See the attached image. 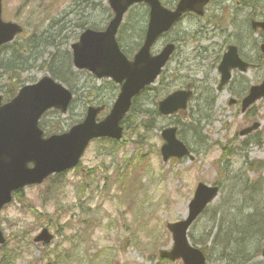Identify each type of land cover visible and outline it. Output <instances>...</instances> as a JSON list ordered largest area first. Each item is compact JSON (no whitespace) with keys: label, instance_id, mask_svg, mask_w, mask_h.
Here are the masks:
<instances>
[{"label":"rangeland","instance_id":"1","mask_svg":"<svg viewBox=\"0 0 264 264\" xmlns=\"http://www.w3.org/2000/svg\"><path fill=\"white\" fill-rule=\"evenodd\" d=\"M170 1L164 3L173 7ZM237 2L214 0L204 19L187 15L154 44V53L173 41H177L178 50L161 78L139 98L133 117H129L133 122L125 125L123 142L93 141L78 168L26 187L20 198L3 209L0 221L7 244L0 246V264H182L161 262L158 254L162 248H171L167 224L188 215L190 200L200 182L221 187L189 232L192 244L206 251L207 264H264L260 255L264 206L258 199L264 198V165L260 167L264 164V101L249 115H243L238 104H230L233 98L239 100L241 87L264 78L261 55L253 45L260 38L254 34L248 39L250 31L243 23L251 13L264 19V0L248 1L256 2L258 10L247 6L236 9ZM224 6L229 7L227 14L223 13ZM108 9L107 0L4 2L3 19L24 26L17 43H28L32 34L46 33L34 37L27 50L21 44H9L0 50V63L12 69L0 65V94L6 98L9 88L33 83L45 74H56L66 81L67 77L59 73L71 70L75 76L70 75L69 83L58 80L76 97L66 114L50 111L42 118L41 127L48 135L68 131L70 124L83 119L87 104L101 102L111 107L117 97V86L110 90L112 84L108 81L68 69L67 63L81 27L105 28L112 18ZM144 10L146 6L140 4L129 11L119 36L130 58L142 41L141 28H146ZM228 14H237L234 26L232 18L225 20L222 16ZM212 20L225 26L215 23V30L210 25L204 29ZM238 35L241 41L236 39ZM43 38L55 44L46 47L48 42ZM230 43L239 46L253 68L243 75L235 72L230 85L218 92L217 66ZM190 80L196 81V94L187 118L158 114L156 101ZM209 106L213 107L211 111ZM251 120H259L262 127L246 140L238 133ZM171 125L179 127L178 136L189 147L191 156L165 162L160 153L161 132ZM130 171H138L131 192L124 179ZM237 186L244 194L240 209L235 207ZM251 211L254 215L250 222L255 226L253 230L259 229L257 233L245 232ZM43 227L55 236L48 247L33 241ZM239 243L242 249L237 253Z\"/></svg>","mask_w":264,"mask_h":264},{"label":"water","instance_id":"2","mask_svg":"<svg viewBox=\"0 0 264 264\" xmlns=\"http://www.w3.org/2000/svg\"><path fill=\"white\" fill-rule=\"evenodd\" d=\"M208 1L181 0L177 9L172 12L161 5L159 0H109L115 15L107 31L87 30L80 42L73 46L75 66L90 70L98 78L111 77L122 84L120 96L111 113L100 123H97L96 116L104 107H90L84 122L73 126L66 134L44 139L43 131L39 128L41 116L50 108L66 112L73 97L67 88L49 76L33 85L24 86L10 103L2 105L0 100V209L12 200L11 195L15 189L41 182L51 173L76 166L92 138L108 136L121 139L123 128L120 127V122L131 106V99L144 86L154 82L175 49L173 45H168L161 55L152 57L150 52L154 41L163 31L170 29L185 11L203 14ZM140 2L149 4L151 18L145 44L130 61L119 49L116 34L125 12L132 4ZM257 27L263 29L264 22H255L254 28ZM21 31L20 25L2 20L0 0V46L13 40ZM233 67L247 69L246 64L237 56L236 48L230 46L220 65L223 73L221 86L229 80ZM190 94V91H177L160 102V112L167 115L184 109ZM260 97H264V84L253 88L245 98L244 109ZM163 136L166 141L162 147L165 161L171 156L180 158L189 154L187 147L178 141L175 129L168 128ZM29 162L35 164V167L30 168ZM218 191L217 187L211 188L205 184L198 186L189 206V217L169 224V230L174 236V248L172 251L162 250L161 258L172 261L182 258L184 264H206L202 251L189 245L186 234L192 222L215 198ZM41 239L49 242L51 236L48 230L44 229L36 240ZM4 241L0 231V243Z\"/></svg>","mask_w":264,"mask_h":264},{"label":"bare ground","instance_id":"3","mask_svg":"<svg viewBox=\"0 0 264 264\" xmlns=\"http://www.w3.org/2000/svg\"><path fill=\"white\" fill-rule=\"evenodd\" d=\"M239 185H240V183H239ZM240 189H239V187L237 186V188H236V191H235V194H236V192L237 191H239ZM242 197H243V195H242V193L239 191V193L237 194V195H235V200H236V203L238 202V206L237 207H242ZM263 201V202H262ZM261 202H262V206H264V198H263V200H262Z\"/></svg>","mask_w":264,"mask_h":264},{"label":"trees","instance_id":"4","mask_svg":"<svg viewBox=\"0 0 264 264\" xmlns=\"http://www.w3.org/2000/svg\"><path fill=\"white\" fill-rule=\"evenodd\" d=\"M4 67H5V69H7V70H12L11 68H9L6 64H4L3 65ZM12 67H14L13 66V64L11 65ZM9 88V87H8ZM18 89V88H17ZM17 89H14L13 87H11V88H9V90H8V93H7V97L5 98V99H8V98H11V96H13L16 92H17ZM237 253H238V251H237Z\"/></svg>","mask_w":264,"mask_h":264}]
</instances>
